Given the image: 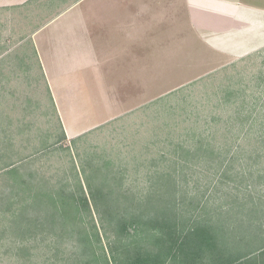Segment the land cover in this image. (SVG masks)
I'll use <instances>...</instances> for the list:
<instances>
[{
	"label": "rangeland",
	"instance_id": "rangeland-1",
	"mask_svg": "<svg viewBox=\"0 0 264 264\" xmlns=\"http://www.w3.org/2000/svg\"><path fill=\"white\" fill-rule=\"evenodd\" d=\"M61 1L24 18L33 26ZM148 1L102 5L137 22L136 52L83 58L51 81L29 56L28 24L0 9V264H105L104 254L125 264L166 251L164 264H215L212 248L180 244L205 224L225 257L264 264V246L251 251L264 243V43L188 26L179 35L178 1ZM54 211L64 215L51 223Z\"/></svg>",
	"mask_w": 264,
	"mask_h": 264
},
{
	"label": "crops",
	"instance_id": "crops-1",
	"mask_svg": "<svg viewBox=\"0 0 264 264\" xmlns=\"http://www.w3.org/2000/svg\"><path fill=\"white\" fill-rule=\"evenodd\" d=\"M42 1L0 0V9L6 10L9 16L16 15L17 19H14L17 20L16 25L21 27L18 23L23 22L22 25L25 26L30 23H27L24 15L38 9ZM165 1L169 6L171 0ZM177 1L182 8L184 19L177 17L172 21V27H174L173 31L179 35L186 32V26H188L196 36L201 34L207 38L224 34V37L230 36L231 40L239 42L264 43V2H253L255 0ZM148 2L153 3L151 0ZM104 3L105 0H96V2L94 0H64L60 2L56 11L47 15L48 17L37 16L40 22L33 26V23L27 25L29 28L25 42L30 52L29 56L32 60H37L39 70H42L45 75L55 76L49 79L50 81L58 75L69 73L73 75L78 67L77 61L83 58L88 60L101 58V62L107 60V63L109 59L118 55L129 56L132 52H136L133 48L134 43L142 41L139 33L135 35L137 22L132 19L121 21V11L118 9L112 12L107 11V13L102 11ZM169 14L165 17L168 18ZM111 40L116 43L110 45Z\"/></svg>",
	"mask_w": 264,
	"mask_h": 264
},
{
	"label": "trees",
	"instance_id": "trees-1",
	"mask_svg": "<svg viewBox=\"0 0 264 264\" xmlns=\"http://www.w3.org/2000/svg\"><path fill=\"white\" fill-rule=\"evenodd\" d=\"M92 195V199L93 198V193H91ZM46 197L48 198V202H49V205H52V206H56V203H57V197L51 195V193H47L45 194ZM67 197V195H66ZM39 200L40 198L38 199V202L35 201L34 203H39ZM80 203L86 208V209H89V201L87 199V196L83 195V197L81 198L80 200ZM94 204L96 205L97 203L94 202ZM79 205V204H78ZM97 207V206H96ZM57 214L58 215H64V213H57V212H53V213H50V214H47L46 218H48V220H50V222H54V218H58L57 217ZM55 215V216H53ZM101 220H102V216H101ZM110 222L112 223H115L117 226H118V231L121 232V230H125V224H121L119 219L115 220L113 218L109 219ZM41 221H39L40 223ZM49 222V221H48ZM44 222H42V225L44 226ZM214 229V227H212L210 224H205V225H199V226H196V228L194 229H191L190 230V236L189 234H185L184 237L185 238H182L180 239V244L182 246H185V245H190L192 248L193 246L196 248H212L210 250L211 253H214L215 254V260H217L215 262V264H231V263H234V262H237L238 259H240V255L236 254V255H228L227 257L224 256V249H220L218 248V241L219 239L221 238V236L218 234V232H213L212 230ZM96 237L97 239L99 240V237H98V231H96ZM79 240H82L85 242L86 245H91L92 244V239L89 237V236H84V237H80ZM216 240V242H215ZM171 244H175L177 245V248H182V246H180L177 241L175 240L174 243H171ZM264 246V243L260 244L257 246V247H254L252 248V252L255 251V250H258L259 248L261 249L262 247ZM85 249H87V246H85ZM171 248H169L168 250V253L170 251V256L169 258H174L175 256V252L171 250ZM176 249V248H175ZM181 249H179L180 251ZM111 257L113 262L117 263L118 261V258L116 256V254L113 252V249L111 248ZM189 253H193L192 250L189 251ZM260 253H264V248L261 249V252ZM167 254V251L163 254H160V255H157L155 256L154 258L153 257H150V256H147V255H143L141 253H139V255H137L136 257H133V258H130V257H127L125 260H126V263L125 264H164L166 263V259H165V256ZM225 257V258H224ZM255 258V257H254ZM103 259H104V262L105 264H110V260H108V256L106 254L103 255ZM253 258L251 257L249 259L252 260ZM247 262L248 259L246 260ZM236 264H242V263H239L237 262Z\"/></svg>",
	"mask_w": 264,
	"mask_h": 264
}]
</instances>
